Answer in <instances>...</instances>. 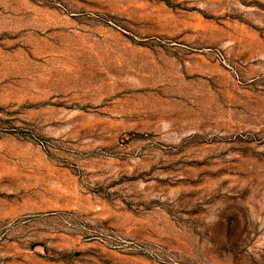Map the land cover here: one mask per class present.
Returning <instances> with one entry per match:
<instances>
[{
    "label": "rangeland",
    "instance_id": "1",
    "mask_svg": "<svg viewBox=\"0 0 264 264\" xmlns=\"http://www.w3.org/2000/svg\"><path fill=\"white\" fill-rule=\"evenodd\" d=\"M0 264H264V0H0Z\"/></svg>",
    "mask_w": 264,
    "mask_h": 264
}]
</instances>
